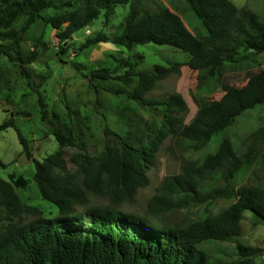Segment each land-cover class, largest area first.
Listing matches in <instances>:
<instances>
[{
  "label": "trees",
  "instance_id": "1",
  "mask_svg": "<svg viewBox=\"0 0 264 264\" xmlns=\"http://www.w3.org/2000/svg\"><path fill=\"white\" fill-rule=\"evenodd\" d=\"M182 1L200 21L206 38L195 37L174 12L152 6L154 0H0V56L8 62L0 66V94L13 89L9 78L24 79L37 96L39 122L59 149L42 161L33 158L14 118L29 117L26 112L12 113L0 125V130H15L21 154L33 163L32 181L40 198L59 214L23 223L24 214L40 215L37 208L24 206L16 193L30 181L13 174L8 180L0 178V215L9 221L0 233V264H257L259 258L264 264V249L239 240L245 211L264 222V184L255 179L263 163L264 124L236 144L222 138L213 151L204 152L244 114L264 109V70L250 74L241 86L225 87L218 99L198 106L185 125L186 104L180 94L147 97L160 81L178 72L179 64L135 70L125 61L113 69H87L69 61L87 82L93 114L110 111L123 128L117 132L103 126L96 134L79 109L84 101L80 93L72 99L62 92L58 101L63 107L49 108L40 91L49 73L29 68L48 51L47 28L56 32L59 53L67 54L68 41L76 32L100 17L107 24L117 8L128 6L117 33L100 32L78 51L108 42L126 50L147 44L169 46L187 55L186 66L196 72L199 93L212 94L211 86L227 70L256 64L255 57L264 53V19L230 0ZM119 68L125 70L119 73ZM168 136L182 153L203 155L163 180L147 203L148 215L160 219L163 214L207 209L214 201L235 199L231 205L180 227L118 210L148 185L147 171ZM89 147H98L99 153L82 156L78 171L70 173L61 149ZM0 166L6 165L0 160ZM89 195L106 198L108 204L87 206ZM213 243L234 244L236 258L230 261L227 250L208 248Z\"/></svg>",
  "mask_w": 264,
  "mask_h": 264
},
{
  "label": "rangeland",
  "instance_id": "2",
  "mask_svg": "<svg viewBox=\"0 0 264 264\" xmlns=\"http://www.w3.org/2000/svg\"><path fill=\"white\" fill-rule=\"evenodd\" d=\"M236 7H246L253 11L259 18L264 19V0H230ZM152 6L168 9L177 14L183 21L185 27L197 38L204 39L207 33L197 17L188 9L182 0H154ZM128 6L116 9L115 15L110 22L104 24V19L93 21L89 26L76 32L68 41L70 48L67 54H60L58 51V40L55 38V30L46 29L44 41L48 44V51L42 54L39 60L30 65L29 68L37 73H49V79L40 89L49 108L56 106L62 108L63 104L58 101L62 92L67 97L72 98L80 93L84 101L79 105L81 113L86 117L92 131L100 133L103 126L109 129L123 132V128L117 124L116 118L110 111L102 110L99 116H95L92 110V94L87 88V82L82 74L76 72L69 64V61L81 63L87 69L94 67L114 68L125 61L133 63L135 70H151L155 65L169 67L179 64L178 72L170 74L167 78L160 81L157 86L148 93V98H164L172 93L182 96L186 110L182 114L183 123L188 124L194 117L198 106L211 100L218 99L223 89L228 86H241L245 84L249 75L259 70H264V53L255 57L256 64L253 65H234L227 70L220 78L218 83H213L210 90H215L212 94L208 92L199 93L196 72L187 66L188 57L186 54L175 50L169 46H156L152 44L140 45L131 50L108 43H100L96 46L78 51V47L87 38L94 37L102 32L107 36L117 33V27L123 16L127 13ZM62 59L63 62H60ZM8 65L5 57L0 56V66ZM125 69L119 68L122 73ZM85 74V72H83ZM13 84L10 92L0 94V125L8 121L12 113L26 112L29 117L14 115L16 124L20 132L29 141V148L33 158L42 161L47 155L59 150L58 145L52 136H46L45 130L39 122L35 103L36 94L31 92L24 79L9 78ZM57 103V104H55ZM264 124V109L244 114L236 123L216 139L211 141L204 148V152L213 151L222 138H230L233 143H238L252 131ZM63 158L66 168L70 173L79 169L82 156L94 157L99 153V148L89 147L86 151L72 148H63ZM199 155L189 156L182 153L175 143L168 136L162 143L159 151L154 158V165L147 171L149 183L146 187L138 189L132 203L124 202L117 206L118 210L134 214L140 217H147L154 222L167 224L169 226H185L198 220L201 216L213 215L231 205L235 199L214 201L207 209L194 207L182 209L176 212L160 215V219L150 217L147 212V203L153 196L156 189L160 186L167 176L180 173L182 165L190 159H198ZM0 160L6 166H0V178L8 180V175L22 176L29 180V184L23 189H16V193L24 206L35 207L40 211V215L24 214L23 223H28L37 217L44 219H55L58 217L57 208L40 198L38 189L32 181L34 166L32 161L27 160L21 154V146L18 142L14 129L7 128L0 130ZM262 165L255 171L256 181L264 184V153ZM250 184L253 181H249ZM108 204L106 198L89 195L87 206H105ZM16 221V219L14 220ZM9 221L0 215V233L7 227ZM242 234L240 242L244 245L264 249V222L250 211L243 213L241 221ZM208 248H222L230 254V261L236 257L233 255L234 244L232 243H213L207 245ZM222 257L221 259H224ZM263 258L257 259V264H261Z\"/></svg>",
  "mask_w": 264,
  "mask_h": 264
}]
</instances>
